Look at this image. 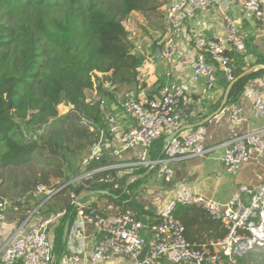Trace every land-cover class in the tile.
Wrapping results in <instances>:
<instances>
[{
  "label": "trees",
  "instance_id": "16d2710c",
  "mask_svg": "<svg viewBox=\"0 0 264 264\" xmlns=\"http://www.w3.org/2000/svg\"><path fill=\"white\" fill-rule=\"evenodd\" d=\"M160 6V0H0V182L5 181L2 186L7 192L2 191L0 199H19L25 211L40 205L36 217L66 210L52 225L53 264H60L65 255L64 229L69 220L70 230L77 207L72 198L74 186L45 201L47 192L81 173L75 162L100 138L99 124L108 133L99 101L90 99L87 92L110 95L104 90L106 82L119 86L136 80L143 60L134 52L124 21L133 11L147 13ZM241 73L236 68L234 79ZM257 74L233 84L226 106L237 100L246 82ZM62 104L69 107L64 113L59 109ZM165 137L154 142L151 158L161 155ZM147 170L138 168L134 174ZM18 171L23 172L18 175ZM128 178V174L118 176L111 171L99 173L91 178L90 189L108 190L109 194L98 196L106 197L120 213L130 212L147 224L157 220L160 213L135 201L141 192L135 188L140 180L124 192ZM41 184L47 189L39 197L36 190ZM89 206L106 214L95 203ZM174 215L196 248H203L190 238L197 223L223 228L221 221L201 207L178 205ZM225 230L215 240L223 238ZM232 262L226 259L225 264Z\"/></svg>",
  "mask_w": 264,
  "mask_h": 264
},
{
  "label": "built area",
  "instance_id": "2783aa9c",
  "mask_svg": "<svg viewBox=\"0 0 264 264\" xmlns=\"http://www.w3.org/2000/svg\"><path fill=\"white\" fill-rule=\"evenodd\" d=\"M225 3L239 5L264 27V0H171L165 13L168 33L160 58L172 62L183 56L181 47L186 19H196L198 13H209L218 7L224 35L195 36L191 41L193 53L188 58L192 71L190 79L192 82L203 80L205 93L215 89L218 70L224 73L227 81L234 80L235 67L231 49L239 53L247 51L249 33L243 22L226 12L223 7ZM97 100L103 123L111 136L110 151L106 153L101 138L94 140L82 156L81 173L49 190V197L45 201L64 188L71 185L76 187L83 180L110 171H134L155 166L168 182L174 177L173 163L186 158L205 157L216 148L206 144L208 128L201 125L174 137L161 159L150 157L154 142L181 126L193 113L192 99L185 84L168 83L159 90L156 97H138L130 92L122 101L125 111L123 116L113 110L108 98L101 96ZM244 113L242 105L234 106L228 112L229 121H243ZM129 115L134 117V124H130ZM252 115L256 119L264 118V97L253 101ZM90 128L95 129L94 126ZM96 128L103 135L105 130L101 124ZM219 147H224L222 162L226 171L234 175L242 164L264 155L263 131L257 129L245 132ZM129 148H138V157L126 161L121 155ZM46 189L45 185H39L36 195L45 193ZM72 198L77 207L76 218L97 229L92 236V246L84 264H100L119 256L134 259V264H161L163 261L170 264H223L226 259L234 261L251 250L264 249V181L252 185L239 184L231 201L227 203L195 194L190 187L181 186L159 218L149 224L130 212L102 214L92 206L79 205L74 193ZM19 201L0 199V223L6 220L9 211H25L21 210ZM178 205L205 209L214 220L222 222L226 235L210 242L209 247L196 248L185 236V225L174 215ZM39 207L40 205L32 211H25L16 232L0 247V264H53L52 225L63 217L66 210L37 220ZM80 235L81 230H78L77 236ZM145 247L149 248V252L145 260L140 261L137 257ZM82 257L78 253L64 255L60 264L79 263L82 262Z\"/></svg>",
  "mask_w": 264,
  "mask_h": 264
},
{
  "label": "crops",
  "instance_id": "0c3cea01",
  "mask_svg": "<svg viewBox=\"0 0 264 264\" xmlns=\"http://www.w3.org/2000/svg\"><path fill=\"white\" fill-rule=\"evenodd\" d=\"M160 1L161 6L159 10L147 13L133 11L124 21L126 29L130 32V37L135 45L134 52L143 60L139 67L136 80L125 82L119 86H112L109 82H106L104 90L108 91L110 95H100L97 90H92L90 92L93 94L94 99H98L101 96L108 98L109 104L113 110L120 114V116H123L125 111L122 106V101L130 92H134L138 97H156L159 90L164 85L168 83H182L186 85L192 99L193 113L191 116L197 115L204 118L205 116L202 115L201 112H203V114L209 113L210 115L222 104L227 90L226 83L228 81L224 73L218 70V80L215 89L209 93H205V83L203 80L192 82L190 79L192 71L188 65V58L193 53V44L191 41L195 36L200 34L207 37L224 35L223 23L218 7L209 13H198L196 19H186V31L181 47L183 56L180 59L169 62L160 58V52L168 33L165 13L171 0ZM223 7L228 14L243 22L245 29L249 33L247 51L245 53H239L235 49H231L230 51L235 70L237 68L238 70H242L243 73L245 70L255 65H264V27L261 26L256 19L247 14L239 5L225 3ZM157 12H159V14H156ZM253 73L259 74L251 77L246 82L237 100L225 106L223 112L211 118L206 124L208 128L205 140L206 144L210 147L216 146V148L205 157L186 158L173 163V179L168 182L166 181V183L164 182V186L160 185L158 188L153 187L156 190L153 188L149 189L154 195L158 193L159 195H163L159 203L154 202L151 205L150 201L147 202L141 199L140 195L147 189V187L141 188V186L137 188L138 191H141L139 196L135 198L137 203L142 205L145 209L159 214L177 195L178 188L181 186L190 187L195 194H202L212 197L220 203H227L231 201L235 189L239 184L252 185L264 181V155L261 158H253L249 162L242 164L237 173L232 175L226 171L222 162L224 147H219V145L233 137L251 130H262L264 137V118L256 119L252 115L253 101L258 97H264V70H258ZM250 75H248V77ZM236 105H242L244 107V120L238 123H232L229 121L228 112ZM128 119L130 124H134V117L129 115ZM101 135L100 138L105 144L106 153H108L110 151V146H112L111 136L106 131L102 136ZM138 152V148L126 149L122 152L121 158L126 161L134 160L138 157ZM79 168L82 171L81 161ZM157 173L159 174V172ZM114 174L118 176L128 174L130 176L134 174V171L124 169L116 171ZM148 175H150V173ZM159 176L160 178L162 177L160 174ZM141 180H143V183L148 182L147 176ZM94 196L86 197L88 200L86 201L85 198L83 204L88 206L95 203L96 207L104 212L110 207H114L119 211V208L109 204L110 202L106 197H99L97 195L98 198H96V196ZM101 200L106 203L102 204ZM153 208L158 209V211L153 210ZM25 213V211H21L20 213L9 211L7 213L6 220L0 223V247H2L16 232ZM146 217L144 218L150 222L149 216ZM194 228L196 229V231L193 232L195 234L193 235L190 231V238L193 240L194 244L200 242L203 247H206L207 243L210 244L212 240H215V238L226 229L224 226L223 229L215 224L210 226L200 222L197 223ZM78 230H81L80 236H77ZM96 232L97 229L93 225L83 223L77 219L76 216L74 217L67 236V249L65 255L78 253L83 257L82 262L71 264H84L86 262L88 252L92 246V236ZM146 234L148 235L149 232L147 231ZM237 259L232 263L264 264V249L251 250L243 257ZM134 263V259L119 256L113 257L109 261L101 262L100 264ZM225 263L226 261L223 264ZM161 264L170 263L168 261H163Z\"/></svg>",
  "mask_w": 264,
  "mask_h": 264
},
{
  "label": "water",
  "instance_id": "95a60500",
  "mask_svg": "<svg viewBox=\"0 0 264 264\" xmlns=\"http://www.w3.org/2000/svg\"><path fill=\"white\" fill-rule=\"evenodd\" d=\"M258 70H264V65H255L247 70H245L243 73H241L238 77H236L233 81H231V83L228 85L227 90L225 92L224 95V99L222 104L220 105V107L215 110L213 113H211L210 115H208L207 117L201 118L200 116L197 115H193L191 116L186 122H184L181 126H179L178 128L174 129L173 131H171L170 133H168L164 139V147H163V151L161 153V155L158 157V159H161L168 147L169 142L176 137L177 135L181 134L183 131L190 129V128H194L197 126H201V125H205L206 123H208L211 118H213L214 116L220 114L221 112L224 111V108L227 104V100L229 97V93L230 90L233 86V84L235 82H237L239 79L248 76L250 74H252L253 72H256ZM155 168V166H151L146 172L142 173V174H133L130 175L127 182H126V186H125V190L124 192H127V188L133 184L135 181L141 180L144 177H146L153 169ZM90 185H91V179H86L83 180L82 183L80 185H77L74 189V195L76 197V201L79 205H83V200L86 197H91L94 195H103V194H109L110 192L108 190H99V189H90ZM69 224L70 221L68 220L66 225H65V229H64V240H66L67 236H68V232H69ZM149 252V248L145 247L141 253L139 254V256L137 257L138 260L143 261L145 260L147 253ZM211 264V263H208Z\"/></svg>",
  "mask_w": 264,
  "mask_h": 264
},
{
  "label": "rangeland",
  "instance_id": "374dc122",
  "mask_svg": "<svg viewBox=\"0 0 264 264\" xmlns=\"http://www.w3.org/2000/svg\"><path fill=\"white\" fill-rule=\"evenodd\" d=\"M156 14H159V12H157ZM88 93V96L90 97V99H94V96H93V94L90 92V90H89V92H87ZM68 108L69 107H67V106H65L64 104H62V105H60V107H59V109H60V112L61 113H64L65 111H67L68 110ZM84 154V153H83ZM83 154L82 155H80V157H79V159L78 160H76V162H75V166L78 168L79 167V165H80V161H81V158H82V156H83ZM20 172H23V171H18V175H20L21 173ZM158 172V171H157ZM157 172H154V173H151L150 175H147V181L148 182H146V183H143V180H140L136 185H135V188H138V187H140L141 186V188L142 187H147V191L145 190L140 196H141V199H143V200H146L147 202H151V205L154 203V202H160L161 200H162V194H160L159 195V193L158 194H153V193H151L150 192V190L149 189H151V188H153V187H156V188H158L160 185H162V186H164V182L166 183V181L163 179V177H161L160 178V176H159V174L157 173ZM112 173L114 174V173H116V171H112ZM153 174V175H152ZM5 181H3V182H0V193L3 191L4 193H6L7 194V192H6V189H5V187H4V185L2 186V183H4ZM149 187V188H148ZM153 189H155V188H153ZM156 190V189H155ZM158 191H159V189H158ZM152 192H154V191H152ZM162 193H164V192H162ZM2 194V193H1ZM41 195L42 194H39L38 196L39 197H41ZM96 196V198H98L97 197V195H95ZM94 196V197H95ZM88 199L86 198V201H87ZM38 202V200L36 201V203ZM101 202H102V204H105L106 202L105 201H102L101 200ZM52 203H56V201L55 200H53L52 201ZM36 208V207H35ZM165 208V207H164ZM153 210H156V211H158V209H156V208H153ZM117 212H119L116 208H112V207H110V208H107V210H106V213H117ZM161 213V212H160ZM51 215V214H50ZM50 215H48V216H50ZM47 216V217H48ZM46 218V217H45ZM41 219H44V216H43V218H42V216H38L37 217V220H41Z\"/></svg>",
  "mask_w": 264,
  "mask_h": 264
}]
</instances>
